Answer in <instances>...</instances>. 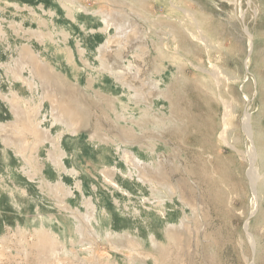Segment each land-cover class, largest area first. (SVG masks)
Here are the masks:
<instances>
[{
  "label": "rangeland",
  "instance_id": "obj_1",
  "mask_svg": "<svg viewBox=\"0 0 264 264\" xmlns=\"http://www.w3.org/2000/svg\"><path fill=\"white\" fill-rule=\"evenodd\" d=\"M66 2L0 0V264H65L39 254L53 236L86 264H264V0H71L68 10ZM100 11H134L136 30L116 40L112 27L99 30ZM47 30L55 44L35 35ZM103 45L107 65L125 76L94 85L118 109L131 107L133 124L115 120L86 86ZM17 59L47 63L43 82L64 101L57 110L74 112L64 123H53L52 100L38 108L37 99L11 100L36 95L7 69ZM147 163L159 166L157 187L139 176Z\"/></svg>",
  "mask_w": 264,
  "mask_h": 264
},
{
  "label": "bare ground",
  "instance_id": "obj_2",
  "mask_svg": "<svg viewBox=\"0 0 264 264\" xmlns=\"http://www.w3.org/2000/svg\"><path fill=\"white\" fill-rule=\"evenodd\" d=\"M62 1V0H61ZM65 1V0H64ZM73 1V0H72ZM136 1V3H138V6H140V5H142V4H145L146 3V1H148V0H135ZM196 1H198L199 3H202V5L203 4H205L204 3V0H196ZM215 3V2H214ZM12 5H13V7L16 9V10H21L22 11V9L24 8V9H27V6L26 5H20L18 2H12L11 3ZM62 4V3H61ZM212 4H213V2H212ZM63 5V4H62ZM65 5H67V10L68 9H71V0H67V2H66V4ZM215 6V5H214ZM64 7H66V6H64ZM74 7V6H73ZM221 11V10H220ZM125 12V11H124ZM131 13H129V12H125L124 14H123V12H120V13H117V14H114L113 16L110 14V15H108L106 12H104V11H100L99 12V16H100V20L102 21V26L99 28V30L101 31V32H104V33H106V34H108V30H110V28L112 27L113 29H114V31H115V35H117V37H116V40H117V38L119 39V41L120 40H123V39H126L127 40V38H128V34L130 33V32H132V31H134V30H136V29H134L133 28V23H135V21H136V19H135V17L136 16H134V15H136V14H134L133 12L134 11H130ZM136 13V12H135ZM45 23H46V20H45ZM1 24V23H0ZM41 24V23H40ZM134 29V30H131V29ZM246 30H247V28H245ZM15 31V30H14ZM60 33H61V31H59ZM58 32V33H59ZM0 33H2V30H1V25H0ZM17 33V32H16ZM34 33V32H33ZM189 34H191V36L193 37V39H195V40H200V42H202L203 41V43H204V39L203 38H200V37H196V35H194V34H192V33H190V32H188ZM248 33V32H247ZM57 33H55V32H53L52 30H47V32H42L41 33V31L39 32V33H35V35H37L39 38H40V40H41V42L44 40V39H46V40H49V41H56L54 38H55V35H56ZM174 34V33H173ZM177 34V33H176ZM249 34V33H248ZM32 35V34H31ZM110 35V34H109ZM3 36V35H2ZM61 36H62V39L63 40H66V35L64 34V33H61ZM159 36V35H158ZM158 36H157V38H156V40L154 41V44H155V46L157 47V49H159V50H162L163 52H165L166 54H167V56H169V54H170V52H169V50H168V47H167V45H165V43L164 42H162V40L160 39V38H158ZM162 36V35H161ZM176 36V35H175ZM141 37V36H140ZM202 37V36H201ZM162 38V37H161ZM36 39H38V38H36ZM165 39V38H164ZM172 39V38H171ZM40 40H38V41H40ZM198 40V41H199ZM61 41V40H60ZM107 41H108V39H107ZM106 41V42H107ZM173 41H174V39H173ZM125 42V41H124ZM250 43V42H249ZM54 44H55V42H54ZM106 44V43H105ZM119 46V45H118ZM107 47V45H103L100 49H98V51H97V55H96V58H97V61H98V63H95L94 64V66L92 67V69H93V73H90L89 74V76H88V79H87V84L88 85H86L87 87H89L90 89H91V91H92V93H94V95L97 97V99H101V98H103L104 99V102H105V104L110 108V110H113L112 112L114 113V115H115V120H117V121H130V123L131 124H133V123H135L136 122V118H135V115H134V113L133 114H129L128 113V111H130V110H128V109H130V108H128L127 106H125L124 105V107H125V109H118L117 108V106L118 105H116V101H119V100H112V97H109L107 94H102L101 92H98L97 91V89H96V86L94 85V83L97 81L98 82V80L101 78V77H103V76H105L106 74H109V75H112L115 79H117L118 81H120V82H123V79H124V76H125V74H123L122 72H120L119 70H117L116 69V66H115V68L112 66V65H107V63H106V56L108 55V53L106 52V50H105V48ZM175 47V46H174ZM248 51H249V53H251L252 51H254V48H253V46H251V43L249 44V46H248ZM162 51H157L156 53L158 54V55H160V54H162L163 52ZM173 51H175V50H173ZM81 52V54L83 53V51H80ZM172 52V51H171ZM174 53H176V51L174 52ZM116 55H119V54H117V53H115ZM173 54V53H172ZM155 57H157V55H155ZM15 59V58H14ZM35 60H38V58L37 59H35ZM34 60V61H35ZM40 60V59H39ZM38 60V61H39ZM13 61H15V60H13ZM42 61V60H41ZM40 61V64L37 66V64H33V63H30L28 60H19V59H17L15 62H14V66H11V68L10 67H8L7 69H10V71L9 72H11V71H13L14 73H12V74H14V76H16V79L17 80H21L22 82H23V84H27L28 85V87L31 89L30 91H36V95L35 94H33V96H31L30 98H28V99H23L22 97H20L18 94L16 95V97L14 98L13 96H12V101L13 102H18L19 103V101H21V100H23L22 102H29V101H34V99H37V101H39L40 103L39 104H36V107L38 108V106H40V104H41V102H43V101H45V100H52L53 101V103H55L56 104V106L53 108V107H51V109H52V111H51V117H52V119H53V123H56V122H63L64 123V121H63V118H64V116H71L72 115V113H74V112H72V110H70L69 108L68 109H64L63 108V110H57L58 109V104H59V106H61V104H63L64 103V101H63V99L60 97V96H58V94H57V92L55 91V89H56V86H55V89H52V87L50 86V84H48L47 86L44 84V82H43V79H42V77L43 76H46L44 73H46L45 71H43L42 69H41V65H46L47 63H43L42 64V62ZM37 62V61H36ZM35 62V63H36ZM127 62H128V60H127ZM111 64V63H110ZM129 66L130 67H134V64L131 62V61H129L128 62V64H127V67L129 68ZM47 67V66H46ZM119 67V66H118ZM117 67V68H118ZM14 68V69H13ZM25 70H28V72L27 73H29V76L28 75H24V72H25ZM216 70V69H215ZM122 71H125V70H122ZM218 71V70H217ZM92 72V71H91ZM134 72V71H133ZM158 72H160V70H158ZM11 75V74H10ZM13 76V77H14ZM217 76V75H216ZM11 79H12V77H11ZM15 79V80H16ZM217 79V78H216ZM14 80V79H13ZM14 80V81H15ZM117 80H115V81H117ZM14 83V82H13ZM16 83V82H15ZM101 83V82H100ZM155 84H157V83H155ZM88 89V88H87ZM160 89V87H158V90ZM32 92V93H33ZM89 92V91H88ZM159 92H161V91H159ZM31 93V92H30ZM84 93V92H83ZM85 94V93H84ZM78 95V94H77ZM91 95V94H90ZM131 95V94H130ZM17 96H18V99H17ZM89 96V95H88ZM54 97V98H53ZM55 97H56V99H55ZM85 97V96H84ZM89 97H91V96H89ZM131 97V96H130ZM137 97V96H136ZM79 98H81V97H79ZM62 99V100H61ZM78 99V98H77ZM134 99V98H133ZM132 100V99H131ZM52 101H51V103H52ZM133 101V100H132ZM223 101V100H222ZM24 103V104H25ZM120 103V102H119ZM135 103V102H134ZM224 103V102H223ZM13 104V103H12ZM11 104V105H12ZM29 104V103H28ZM226 107L228 108V105L226 104ZM226 111H228V109L226 110ZM134 112V111H133ZM61 115V116H60ZM21 116V115H20ZM74 116V115H73ZM226 116H227V114H225V116L223 117V119H222V127H221V130H220V132H219V134H218V137L220 138V139H222L223 141H226V139H225V134H226V129H227V124H228V120H227V118H226ZM60 117H63V118H60ZM70 122H71V125L72 126H75V124H76V122L77 121H74V120H72V119H70ZM23 123V122H22ZM62 124V123H61ZM142 124H143V128L144 129H147L148 130V122L147 121H142ZM24 125V127H26V124H23ZM67 126H69V124L67 125ZM132 126V127H131ZM129 128V130H131V131H133L134 132V129H133V125H131ZM67 128V127H66ZM73 128V127H72ZM27 129V128H26ZM73 129H75V128H73ZM4 130H5V125L3 124V123H1L0 122V136H2V135H4ZM28 130H29V128H28ZM147 130H146V132H147ZM31 131L33 132V134L35 135V137H37V136H39V132L35 129V128H31ZM47 131V130H46ZM48 132V131H47ZM15 133V132H14ZM16 134V133H15ZM19 135H22V134H19ZM3 138H6V137H3ZM40 139V138H39ZM21 143V142H20ZM20 143H17V140H13V144H14V147H15V149L17 150V152L23 157V158H25V159H30L31 158V156H30V153H28V151L24 148V147H19V144ZM117 147L119 148V146H118V144H117ZM237 150V148H235L234 147V150ZM119 150V149H118ZM34 152V151H33ZM237 152L239 153V151L237 150ZM123 157H124V159L125 160H127L128 162H130V164L131 165H133L132 167H134L136 164H139V163H141V159L137 156V155H135L132 151H127V150H123ZM60 156L56 159V161H59L60 159ZM124 160V161H125ZM147 162V161H146ZM57 164H59L58 162H57ZM140 165V164H139ZM145 165V164H144ZM147 165H148V167H150L151 168V170L150 171H148V170H144V171H142V172H137V173H139L140 175V178L142 179V180H146V181H148V182H150V184H152V185H155L156 187H157V184L159 183V181H157V179H158V177H159V175H158V171H159V166H150V164L149 163H147ZM58 166V165H57ZM136 167V166H135ZM134 167V168H135ZM141 167V166H140ZM147 167V168H148ZM145 168V167H144ZM146 173V174H145ZM172 192H173V190L172 189H169V193H171L172 194ZM155 194V196H156V198H157V200L159 201L160 199H162L163 197L165 198V197H169L168 195H166V194H159L158 192H155L154 193ZM163 198V199H164ZM156 200V199H155ZM168 201H169V199H168ZM163 202V201H162ZM155 203V202H154ZM160 203H161V201H160ZM158 205V204H157ZM163 206H164V204H163ZM93 208V207H92ZM93 212V211H92ZM93 214V213H92ZM90 218H94V215H87V217L85 218V220L88 222V224L89 223H91L92 221H91V219ZM93 221H95V219H93ZM86 229H87V226H86ZM93 229V228H92ZM94 230V229H93ZM35 231V237H36V240H38L37 242H39V240L42 238V232H41V230H34ZM94 232L96 233V235L97 236H101V237H105L106 238V236H108V237H110V236H113L112 234H111V232L110 231H105V232H103V233H105V234H103V233H99L98 234V232L96 231V230H94ZM44 239L45 240H48V236H47V234H45V236H44ZM154 241H157V240H155V239H153ZM127 243H128V245L130 244L131 246H135L136 247V245H138V243L136 242V241H134V240H132V239H127ZM50 244H51V246H50V248L48 249V252H43V251H40L39 252V254L40 255H42V256H46L47 258H53V259H55V258H57L60 262H62V261H65V264H86V260L88 259V258H86V260H80V261H77V260H74L73 258H70L69 256L71 255V254H74V253H72V252H70L69 250H68V248L66 247V244L64 243V242H62V241H60V238H59V236H53V237H50ZM22 246V245H21ZM162 246V245H161ZM5 248V247H4ZM22 249V248H21ZM78 250V249H77ZM45 251H47V250H45ZM77 252V251H76ZM75 252V253H76ZM20 254V253H19ZM63 254V255H62ZM39 256V255H38ZM37 256V257H38ZM63 257V258H62ZM94 258V257H93ZM40 259H41V257H40ZM47 260V259H46ZM58 261V262H59ZM40 262V261H39ZM44 262V261H43ZM18 263V262H17ZM40 264V263H39Z\"/></svg>",
  "mask_w": 264,
  "mask_h": 264
}]
</instances>
